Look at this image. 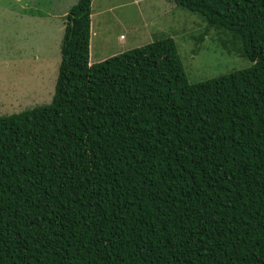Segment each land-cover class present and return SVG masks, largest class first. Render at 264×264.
<instances>
[{
	"label": "trees",
	"instance_id": "trees-1",
	"mask_svg": "<svg viewBox=\"0 0 264 264\" xmlns=\"http://www.w3.org/2000/svg\"><path fill=\"white\" fill-rule=\"evenodd\" d=\"M75 1L52 102L0 116V264H264V0H171L252 64L197 84L171 37L91 64Z\"/></svg>",
	"mask_w": 264,
	"mask_h": 264
},
{
	"label": "rangeland",
	"instance_id": "rangeland-1",
	"mask_svg": "<svg viewBox=\"0 0 264 264\" xmlns=\"http://www.w3.org/2000/svg\"><path fill=\"white\" fill-rule=\"evenodd\" d=\"M169 1L172 6L158 0L146 3L147 8L158 4L161 15L145 12V4L134 0H94L92 13L100 30L93 36L92 24L91 61L100 62L140 47V36L142 42L173 38L192 84L252 66L234 52L232 36L212 28L201 40L207 29L203 18ZM75 2L0 0V116L52 102L61 64L62 23Z\"/></svg>",
	"mask_w": 264,
	"mask_h": 264
},
{
	"label": "crops",
	"instance_id": "crops-1",
	"mask_svg": "<svg viewBox=\"0 0 264 264\" xmlns=\"http://www.w3.org/2000/svg\"><path fill=\"white\" fill-rule=\"evenodd\" d=\"M135 2H138L137 4H141V3H144L145 5H144V11L145 12H151V13H154V14H161V15H163L162 13H161V11H160V9L157 7L158 6V4H156V5H148V8H147V5H146V3L147 2H149L150 0H144L143 2H142V0L140 1V0H134ZM167 1V2H166ZM134 2V3H135ZM163 2V3H162ZM166 2V3H165ZM158 3H162V4H165V5H167V4H169V5H171L172 6V3L169 1V0H158ZM128 6H130V4L128 5ZM148 10V11H147ZM99 16H102V13L99 15ZM97 16H94V14L92 13V16H91V19H92V24H93V36H94V33L98 30H100L97 26H96V23H97ZM93 19H95L94 20V22H93ZM147 34V33H146ZM91 38H92V27H91ZM120 38H124V35H121L120 36ZM140 36H139V38H138V40H137V42L139 43V46L141 47L142 45H144V44H147V43H151L150 41H154L153 39L152 40H150V38H147V40H148V42H142V41H140ZM126 40L127 39H125L124 41H122V42H126ZM125 47H126V45H125ZM125 47L123 48V49H125ZM106 59V58H105ZM91 61V60H90ZM95 63H97V62H95ZM91 64H94V62H92L91 61Z\"/></svg>",
	"mask_w": 264,
	"mask_h": 264
}]
</instances>
